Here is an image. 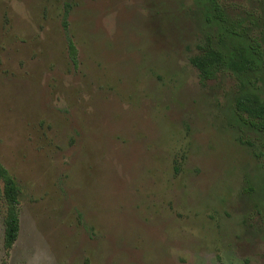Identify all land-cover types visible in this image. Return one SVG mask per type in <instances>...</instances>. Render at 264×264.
<instances>
[{"label": "rangeland", "instance_id": "rangeland-1", "mask_svg": "<svg viewBox=\"0 0 264 264\" xmlns=\"http://www.w3.org/2000/svg\"><path fill=\"white\" fill-rule=\"evenodd\" d=\"M196 2L0 0V163L21 189L0 264H264V134L231 73L199 83Z\"/></svg>", "mask_w": 264, "mask_h": 264}, {"label": "trees", "instance_id": "trees-1", "mask_svg": "<svg viewBox=\"0 0 264 264\" xmlns=\"http://www.w3.org/2000/svg\"><path fill=\"white\" fill-rule=\"evenodd\" d=\"M64 5L62 26L67 51L71 62L76 64L77 48L67 20L71 6L69 3ZM196 5L195 12L206 32L197 45L198 51L189 57V62L197 70L199 83L205 86L219 75L231 73L237 86L234 115L249 128L264 134V92L258 83L261 80L264 83L263 17L253 12L231 17L218 0H197ZM255 156L264 157V145ZM20 195V185L0 163V199L4 208L3 247L6 254L19 234Z\"/></svg>", "mask_w": 264, "mask_h": 264}]
</instances>
